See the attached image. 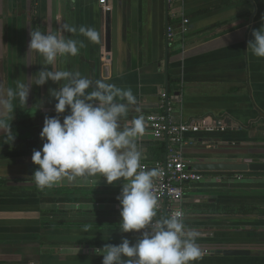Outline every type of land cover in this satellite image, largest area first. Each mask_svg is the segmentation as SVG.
<instances>
[{
    "label": "crops",
    "instance_id": "1",
    "mask_svg": "<svg viewBox=\"0 0 264 264\" xmlns=\"http://www.w3.org/2000/svg\"><path fill=\"white\" fill-rule=\"evenodd\" d=\"M106 6L103 12L99 0H0V88H15L21 76L32 86L42 60L28 52L30 31L64 23L92 27L100 36L96 43L78 31L64 34L84 46L75 57L58 58L57 67L79 72L93 87L102 80L131 89L137 103L128 105L122 129L156 111L165 91L175 98L178 121H220L222 127L186 135L189 165L264 160V59L246 51L251 31L261 27L264 0H107ZM168 26L174 29L170 42ZM57 87L51 81L33 87L27 105L14 100L13 111L0 117L12 129L0 131V181H7L0 185V264H102L105 244L139 239L118 231L116 197L128 181L107 185L97 175L35 185L31 156L42 148L45 116L56 115L49 89ZM136 143L140 163L152 161L157 142L146 126ZM201 173L182 207L185 233H196L201 251L194 264H264V172ZM239 207L244 211L234 215L215 212ZM228 250L248 254H222Z\"/></svg>",
    "mask_w": 264,
    "mask_h": 264
},
{
    "label": "clouds",
    "instance_id": "2",
    "mask_svg": "<svg viewBox=\"0 0 264 264\" xmlns=\"http://www.w3.org/2000/svg\"><path fill=\"white\" fill-rule=\"evenodd\" d=\"M77 31L89 42L100 39L92 27L81 25L77 29L67 23L54 31L29 32L28 52L41 58L40 70L30 76L31 87L21 76L14 81L15 88H0V117L13 111L14 100L27 105L33 87H43L49 81L58 85L49 89L56 115L45 116L39 134L42 148L33 150L31 156L36 166L32 177L37 188L52 187L63 179L72 182L79 177L97 175L107 185L126 180L127 183H120L121 191L116 197L118 231L136 234L139 239L133 242L122 237L119 244H105L102 264H194L201 251L195 243L196 233H185L182 213L177 211L168 218L153 221L157 207L152 193L153 178L158 172L144 170L136 143V138L144 133V119L134 118L131 126L123 129L120 124L127 115L128 105L137 103L132 90L102 80H96L93 87V82L79 72L58 69V58L75 57L79 47L84 46L83 41L64 35ZM249 49L253 56L264 59V18L261 27L251 31L246 51ZM66 110L68 114L63 115ZM0 131L12 133L11 124L5 125L2 118Z\"/></svg>",
    "mask_w": 264,
    "mask_h": 264
},
{
    "label": "built area",
    "instance_id": "3",
    "mask_svg": "<svg viewBox=\"0 0 264 264\" xmlns=\"http://www.w3.org/2000/svg\"><path fill=\"white\" fill-rule=\"evenodd\" d=\"M103 12H107V0H99ZM188 24L187 19L181 21L182 28ZM168 41L174 39V29H166ZM175 98L169 97L165 91L160 92L157 109L143 116L148 134L152 140L165 145V155L162 160H152L141 163L144 170L155 169L158 175L153 178L152 193L157 200L156 216L153 221L170 217L174 212L182 213L184 222L183 201L190 186L203 180L201 172L189 168V162L184 158L183 148L185 137L189 133L202 130L214 131L221 129L220 121L213 126L198 122H181L175 115ZM185 231V229H184Z\"/></svg>",
    "mask_w": 264,
    "mask_h": 264
},
{
    "label": "water",
    "instance_id": "4",
    "mask_svg": "<svg viewBox=\"0 0 264 264\" xmlns=\"http://www.w3.org/2000/svg\"><path fill=\"white\" fill-rule=\"evenodd\" d=\"M109 19L106 18V48L109 49ZM189 168L198 172H264V160L258 163L239 162V163H194L190 164ZM223 255L226 256H244L247 255V251L242 250H228L222 251Z\"/></svg>",
    "mask_w": 264,
    "mask_h": 264
},
{
    "label": "trees",
    "instance_id": "5",
    "mask_svg": "<svg viewBox=\"0 0 264 264\" xmlns=\"http://www.w3.org/2000/svg\"><path fill=\"white\" fill-rule=\"evenodd\" d=\"M152 155L154 156L153 160H162L165 155V145L163 143H155L154 144V150L152 151ZM7 181H0V185H6ZM218 209V208H217ZM215 210V212L219 214H235L238 212L244 211V208H236V209H231V208H226V210L218 209ZM224 211V212H221ZM221 212V213H220Z\"/></svg>",
    "mask_w": 264,
    "mask_h": 264
},
{
    "label": "rangeland",
    "instance_id": "6",
    "mask_svg": "<svg viewBox=\"0 0 264 264\" xmlns=\"http://www.w3.org/2000/svg\"><path fill=\"white\" fill-rule=\"evenodd\" d=\"M152 138V137H151Z\"/></svg>",
    "mask_w": 264,
    "mask_h": 264
}]
</instances>
